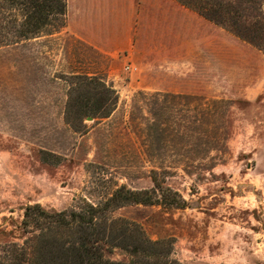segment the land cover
<instances>
[{"label":"rangeland","instance_id":"374dc122","mask_svg":"<svg viewBox=\"0 0 264 264\" xmlns=\"http://www.w3.org/2000/svg\"><path fill=\"white\" fill-rule=\"evenodd\" d=\"M247 2L218 0L235 10L220 23L178 0H136L131 41L112 54L66 33L67 12L64 26L0 45V255L35 231L24 228L28 204L71 210L123 185L158 186L185 205L108 212L163 240L157 253L115 247L108 258L264 264V0ZM88 72L117 103L72 127L65 110Z\"/></svg>","mask_w":264,"mask_h":264},{"label":"trees","instance_id":"16d2710c","mask_svg":"<svg viewBox=\"0 0 264 264\" xmlns=\"http://www.w3.org/2000/svg\"><path fill=\"white\" fill-rule=\"evenodd\" d=\"M178 1L220 23L227 19L229 11L235 12L229 8L222 11L216 8V4H221L217 3L218 0ZM247 1L234 0L241 6L243 3L248 6ZM231 6L234 7V3ZM13 10L17 11V15L12 14ZM236 11L239 13L240 10ZM66 12L67 0H0V45L35 37L45 27L56 26L60 21V26H64ZM77 76L87 88L69 97L66 122L75 127L74 117L83 123L86 117L110 116L117 103L115 89L106 86L95 75ZM203 143L211 141L205 139ZM154 181L157 185L156 178ZM130 203L183 207L186 202L165 194L158 186L150 191L131 190L123 185L105 201L96 205L87 203L78 209L51 212L40 203L28 204L24 211V228L31 232L29 228L33 226L35 233L22 244L14 242L8 245L4 255H0V264H126L107 257L106 250L115 247L125 249L131 255L157 253L163 240L150 238L136 221L108 215L113 208Z\"/></svg>","mask_w":264,"mask_h":264},{"label":"crops","instance_id":"0c3cea01","mask_svg":"<svg viewBox=\"0 0 264 264\" xmlns=\"http://www.w3.org/2000/svg\"><path fill=\"white\" fill-rule=\"evenodd\" d=\"M138 12L136 0H67L64 31L94 49L112 54L130 43Z\"/></svg>","mask_w":264,"mask_h":264},{"label":"built area","instance_id":"2783aa9c","mask_svg":"<svg viewBox=\"0 0 264 264\" xmlns=\"http://www.w3.org/2000/svg\"><path fill=\"white\" fill-rule=\"evenodd\" d=\"M135 68H136V67L133 66V64H127V65L125 66V69L128 70V71H133Z\"/></svg>","mask_w":264,"mask_h":264},{"label":"water","instance_id":"95a60500","mask_svg":"<svg viewBox=\"0 0 264 264\" xmlns=\"http://www.w3.org/2000/svg\"><path fill=\"white\" fill-rule=\"evenodd\" d=\"M90 119H92V118H90Z\"/></svg>","mask_w":264,"mask_h":264}]
</instances>
